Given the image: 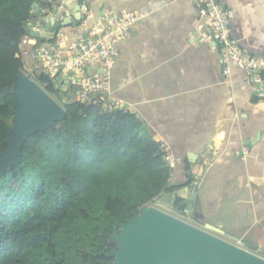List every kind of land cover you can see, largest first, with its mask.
<instances>
[{"label":"crops","instance_id":"obj_1","mask_svg":"<svg viewBox=\"0 0 264 264\" xmlns=\"http://www.w3.org/2000/svg\"><path fill=\"white\" fill-rule=\"evenodd\" d=\"M50 1L51 8L34 3L39 20L50 21L44 40L28 33L20 43L24 65L31 58L37 71L41 70L34 56L37 46L54 42L56 31L63 33V44H71L85 29L82 12L75 11L79 0ZM218 1L229 13L231 37L264 59V0ZM83 4L87 26L99 23L106 11L140 15L129 35L116 43L110 91L141 120L142 133L165 144V154L171 157L169 183L191 179L174 193L183 200L195 191L193 219L200 224L194 225L212 228V233L248 251L264 253V95L233 62L223 63L198 3L83 0ZM43 26L29 22L28 30L41 31Z\"/></svg>","mask_w":264,"mask_h":264},{"label":"trees","instance_id":"obj_2","mask_svg":"<svg viewBox=\"0 0 264 264\" xmlns=\"http://www.w3.org/2000/svg\"><path fill=\"white\" fill-rule=\"evenodd\" d=\"M34 3L51 8L50 0H0V152L13 137L20 43ZM34 79L62 102L53 76L40 70ZM62 104L64 118L30 134L21 161L0 175V264H109L112 230L161 191L191 182L169 183L160 143L133 113Z\"/></svg>","mask_w":264,"mask_h":264},{"label":"water","instance_id":"obj_3","mask_svg":"<svg viewBox=\"0 0 264 264\" xmlns=\"http://www.w3.org/2000/svg\"><path fill=\"white\" fill-rule=\"evenodd\" d=\"M82 3L83 0H79L75 5L76 12ZM32 7L38 10L34 4ZM42 23L43 30H30L31 36L46 37L50 21L43 19ZM58 25L56 23L54 28ZM90 72L87 70V73ZM66 85L69 87V96L59 103L29 73L18 72L15 83L17 108L15 123L11 128L13 137L0 152V175L9 172L21 161V147L30 134L44 130L54 121L64 118L62 103L77 101L81 86L78 83ZM196 199L195 191H190L176 205V211L183 206L186 213L195 216ZM211 231L214 230L198 227L151 204H144L131 219L112 230L110 241L115 243V248L104 255L111 259L109 264H264L263 256Z\"/></svg>","mask_w":264,"mask_h":264},{"label":"built area","instance_id":"obj_4","mask_svg":"<svg viewBox=\"0 0 264 264\" xmlns=\"http://www.w3.org/2000/svg\"><path fill=\"white\" fill-rule=\"evenodd\" d=\"M193 1L198 3L200 17L210 27L223 63L233 62L246 73L247 82L255 85L256 92L264 95V59L253 56L231 37L227 9L218 0ZM80 7L83 14L81 26L85 27L82 36L65 45L62 42L63 33L56 31V40L37 46L34 56L41 65V71L56 79L59 77L61 83L69 86L78 83L81 86L77 101L96 103L104 111H128L122 100L112 96L110 75L117 55L116 43L129 35L140 15L106 11L99 23L87 26L88 10L83 3ZM87 70L91 72L87 73ZM224 71L227 72L225 66ZM165 149V144L161 143L160 151L169 165L171 157L165 154Z\"/></svg>","mask_w":264,"mask_h":264},{"label":"rangeland","instance_id":"obj_5","mask_svg":"<svg viewBox=\"0 0 264 264\" xmlns=\"http://www.w3.org/2000/svg\"><path fill=\"white\" fill-rule=\"evenodd\" d=\"M30 24L34 25V26H41L42 22L39 20V17L37 15V13H35L31 19H30ZM22 57V56H21ZM35 64L36 61L31 59V58H26L25 59V65L23 68V72L25 73H29L31 78L33 80H35V76L37 73V70L35 69ZM36 81V80H35ZM55 82V87L56 89L59 91V95L62 96L64 98H67L69 96V87L64 83V82H60V78L57 77V79L55 78L54 80ZM37 82V81H36ZM64 89H66L67 91H65ZM65 91V92H62ZM57 102L61 103V101H59V99L55 98L54 96H52ZM61 99V100H62ZM116 157H112V159L114 160ZM136 188H133V191H135ZM176 192V191H174ZM174 192H165V191H161L159 194L155 195L152 199H150L146 204H151L152 206L159 208L167 213H170L172 215H175L176 217H179L180 219H183L185 221H188L192 224H200L195 218L193 219L194 216H192L191 214L186 213L183 210V206H181L180 210L177 212L176 211V205L180 202H178L177 204L174 203V197L176 195V193ZM145 199H148L147 194L144 196ZM132 204H134L136 202V200H132L130 201ZM140 208V207H139ZM138 208V210H139ZM258 255H261L264 257V253L257 251Z\"/></svg>","mask_w":264,"mask_h":264},{"label":"flooded vegetation","instance_id":"obj_6","mask_svg":"<svg viewBox=\"0 0 264 264\" xmlns=\"http://www.w3.org/2000/svg\"><path fill=\"white\" fill-rule=\"evenodd\" d=\"M186 209L185 207H183V210Z\"/></svg>","mask_w":264,"mask_h":264}]
</instances>
